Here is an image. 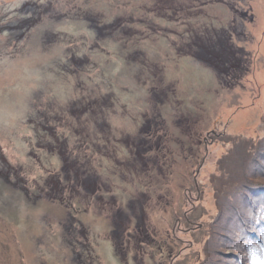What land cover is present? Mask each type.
Instances as JSON below:
<instances>
[{"label":"rangeland","instance_id":"374dc122","mask_svg":"<svg viewBox=\"0 0 264 264\" xmlns=\"http://www.w3.org/2000/svg\"><path fill=\"white\" fill-rule=\"evenodd\" d=\"M247 225L264 0H0V264H261Z\"/></svg>","mask_w":264,"mask_h":264},{"label":"trees","instance_id":"16d2710c","mask_svg":"<svg viewBox=\"0 0 264 264\" xmlns=\"http://www.w3.org/2000/svg\"><path fill=\"white\" fill-rule=\"evenodd\" d=\"M205 33L206 34H212L213 37H215V39H219V40H223L225 39V37H228L230 38V35L231 33H227V31L225 29H223V27H221V29H216V28H213L210 30V27H206L205 29ZM220 30V31H219ZM230 31V30H229ZM212 35H210V37H212ZM191 55H194V54H191ZM195 56V55H194ZM202 59V62L204 64H208L209 66H213L212 62L214 63V60L212 58L211 61L206 57V56H203V57H200ZM52 200H57L58 202L62 201V199L59 197V198H54V197H51ZM103 200L105 201V199L103 198ZM109 206L111 205L110 202L108 201H105ZM62 203V202H60ZM66 206V205H65ZM67 208H69L67 206ZM264 227V225H255L254 228L251 229L250 226H246V228L242 229V233H241V238L240 239H243L242 240V243H240V246L243 245V250H244V253L248 251H252L253 250V247H262L263 246V249H264V240L261 241L263 243V245H261V242H260V232H261V228ZM259 228V229H258ZM139 228H137L138 230ZM260 242V243H259ZM255 245V246H253ZM243 256L245 257V255L243 254ZM241 256V257H243ZM262 260H259L261 262V264H264V250L262 252ZM235 264H248L247 260L245 259H239L235 261Z\"/></svg>","mask_w":264,"mask_h":264},{"label":"bare ground","instance_id":"6f19581e","mask_svg":"<svg viewBox=\"0 0 264 264\" xmlns=\"http://www.w3.org/2000/svg\"><path fill=\"white\" fill-rule=\"evenodd\" d=\"M218 5V4H217Z\"/></svg>","mask_w":264,"mask_h":264}]
</instances>
